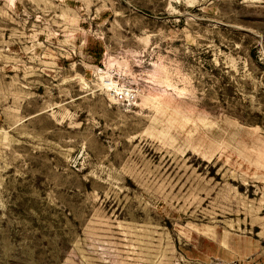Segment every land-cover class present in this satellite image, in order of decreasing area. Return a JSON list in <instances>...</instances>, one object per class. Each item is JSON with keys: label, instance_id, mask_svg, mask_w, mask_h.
<instances>
[{"label": "rangeland", "instance_id": "rangeland-1", "mask_svg": "<svg viewBox=\"0 0 264 264\" xmlns=\"http://www.w3.org/2000/svg\"><path fill=\"white\" fill-rule=\"evenodd\" d=\"M0 264H264V0H0Z\"/></svg>", "mask_w": 264, "mask_h": 264}, {"label": "built area", "instance_id": "built-area-1", "mask_svg": "<svg viewBox=\"0 0 264 264\" xmlns=\"http://www.w3.org/2000/svg\"><path fill=\"white\" fill-rule=\"evenodd\" d=\"M133 75L135 73L126 72L112 56L105 58L94 72L100 90L108 98L126 105L135 104L141 95V90L128 81Z\"/></svg>", "mask_w": 264, "mask_h": 264}]
</instances>
